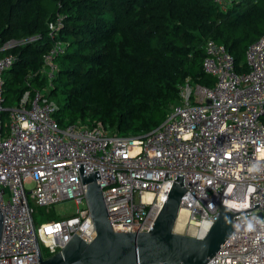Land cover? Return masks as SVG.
Wrapping results in <instances>:
<instances>
[{
    "label": "built area",
    "instance_id": "obj_1",
    "mask_svg": "<svg viewBox=\"0 0 264 264\" xmlns=\"http://www.w3.org/2000/svg\"><path fill=\"white\" fill-rule=\"evenodd\" d=\"M50 28L55 40L56 27ZM65 51L64 42L54 41L42 70L48 86L28 89L10 107L4 74L17 57L0 56V264H41L75 234L93 242L97 232L77 162L85 174L98 171L115 232H148L177 176H184L187 190L177 220L184 225L181 235L205 236L220 208L237 214L260 203L234 216L233 234L206 264H264V35L246 51V73H237L224 45L209 41L203 69L215 85L195 88L189 79L165 121L139 137L111 135L102 124L59 125L50 91ZM29 196L37 206L74 200L84 208L39 225Z\"/></svg>",
    "mask_w": 264,
    "mask_h": 264
},
{
    "label": "trees",
    "instance_id": "obj_2",
    "mask_svg": "<svg viewBox=\"0 0 264 264\" xmlns=\"http://www.w3.org/2000/svg\"><path fill=\"white\" fill-rule=\"evenodd\" d=\"M263 35L264 0H0V49L21 43L0 51L17 57L4 74L5 106L48 86L44 56L58 40L66 51L50 96L60 93L59 125L143 136L180 103L189 79L215 85L203 69L209 41L224 45L237 73H246V51Z\"/></svg>",
    "mask_w": 264,
    "mask_h": 264
},
{
    "label": "water",
    "instance_id": "obj_3",
    "mask_svg": "<svg viewBox=\"0 0 264 264\" xmlns=\"http://www.w3.org/2000/svg\"><path fill=\"white\" fill-rule=\"evenodd\" d=\"M91 211L96 238L85 242L77 234L63 251L41 264H206L233 234V218L253 209L233 214L220 208V215L208 233L200 238L175 232L182 199L186 193L184 176H177L170 192L148 232H115L109 220L103 190L98 184L99 173L85 174L77 162ZM4 215L0 209V241Z\"/></svg>",
    "mask_w": 264,
    "mask_h": 264
},
{
    "label": "rangeland",
    "instance_id": "obj_4",
    "mask_svg": "<svg viewBox=\"0 0 264 264\" xmlns=\"http://www.w3.org/2000/svg\"><path fill=\"white\" fill-rule=\"evenodd\" d=\"M195 88H197L196 85H193ZM60 93L53 94V96H50V98L57 103V100L59 99ZM6 107H10L7 106ZM9 114L6 113L4 117V124L6 127L9 126ZM264 121V118H263ZM83 126V125H81ZM30 197V203L32 208L35 211V221L37 224H42L46 221H56L63 217H69L74 214H77V212L84 208V205L76 203L74 200L65 201L56 205L52 206H37ZM182 222V221H181ZM182 224V223H181ZM178 232V231H177ZM178 234H182L184 231L180 230ZM45 250V249H44Z\"/></svg>",
    "mask_w": 264,
    "mask_h": 264
},
{
    "label": "bare ground",
    "instance_id": "obj_5",
    "mask_svg": "<svg viewBox=\"0 0 264 264\" xmlns=\"http://www.w3.org/2000/svg\"><path fill=\"white\" fill-rule=\"evenodd\" d=\"M183 214H184V212L182 211L181 212V217H183ZM182 220H181V218L179 219V221L177 222V225H176V228H175V232L176 233H181V232H179L180 230H183V228H184V225H183V223L181 222ZM182 223V224H181ZM178 231V232H177ZM202 236V235H201Z\"/></svg>",
    "mask_w": 264,
    "mask_h": 264
}]
</instances>
